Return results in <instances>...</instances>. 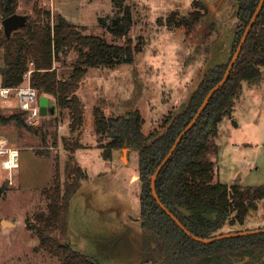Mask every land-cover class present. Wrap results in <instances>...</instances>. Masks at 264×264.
<instances>
[{"label": "rangeland", "instance_id": "1", "mask_svg": "<svg viewBox=\"0 0 264 264\" xmlns=\"http://www.w3.org/2000/svg\"><path fill=\"white\" fill-rule=\"evenodd\" d=\"M201 1L206 12L195 30L187 33L183 25L169 28L166 18L175 11L176 17L188 13L194 9V0H123L121 8L129 6L132 11V26L125 37H114L98 23L99 16L117 13L112 0H16L15 12L26 14L28 20L35 18V6L49 8L54 14L63 9L71 22L83 27V32L100 34L117 43L131 37L133 45L139 43L141 50L135 52L132 63L87 69L76 90L83 106V120L77 129L70 127L68 108L60 107L50 97L54 112L40 116L32 124L36 127L33 131L17 129L10 123L0 125V136L7 137L19 149L18 167L8 170L0 163V264H61L57 254L39 244L26 221L34 223L37 213L48 210L49 199L43 189L52 183L55 171L61 184L67 178L64 166L73 141L84 145L73 149L87 178L73 196L65 239L75 248L98 257L102 264L159 262L157 256L153 262L143 259L146 251L140 243L137 218L138 151L128 146L108 150L99 144L92 110L98 105L106 115H117L137 108L145 134L164 130L205 71L216 63L228 62L233 54L236 0ZM1 20L0 17V29ZM1 52L0 49V56ZM77 58L73 49L61 53L53 63L57 73L67 74ZM259 82H244L249 105L244 109L242 124L234 127L227 118L221 121L214 180L242 187L264 185V70ZM17 103L15 97L0 101V112L13 113ZM64 139L70 142L67 146ZM38 151H46L49 156ZM255 205L243 222H231L235 216L231 212L215 235L263 228L264 197ZM122 213L131 218L127 224L119 220Z\"/></svg>", "mask_w": 264, "mask_h": 264}, {"label": "trees", "instance_id": "2", "mask_svg": "<svg viewBox=\"0 0 264 264\" xmlns=\"http://www.w3.org/2000/svg\"><path fill=\"white\" fill-rule=\"evenodd\" d=\"M118 8L112 16H99V25L114 37H125L132 26L129 6L121 8L123 0H112ZM259 0H236L237 25L232 41L234 53L244 29L253 15ZM16 0H0V17L15 12ZM191 11L176 17L177 12L166 18L169 28L183 25L191 33L206 12L201 0H194ZM85 27V25H82ZM81 28V29H80ZM69 21L61 13L35 6V18L9 36L0 29V74L4 84L19 85L27 73L30 84L39 95L53 98L60 107L70 111V127L77 129L83 120V106L76 95L80 81L89 67L114 66L132 63L139 43L133 45L131 37L124 43L108 41L103 35L86 33L83 27ZM73 49L78 58L67 74L59 75L54 62L61 53ZM230 60V59H229ZM228 60V62H229ZM228 62L210 66L198 86L190 93L183 108L168 119L166 130L145 134L143 117L137 108L124 114L106 115L101 106L93 107L94 132L98 142L108 150L128 146L138 151L139 225L143 259L156 264H264V231L201 242L187 235L154 199L150 187L151 176L169 151L179 132L197 111L206 93L223 76ZM264 67V2L250 28L225 83L211 96L195 124L183 135L169 159L162 166L156 180V192L163 204L171 210L192 233L201 237L215 236V232L235 212L234 220L243 222L247 211L255 208V201L264 197V185L240 186L214 180L215 160L218 152L216 135L218 124L231 116L234 100L241 91L242 82L258 83ZM11 114L0 112V125L10 123L17 129L36 128L26 122V112L18 105ZM42 116V115H41ZM105 140V141H104ZM65 145L70 143L64 139ZM64 171L67 178L61 184L57 171L52 183L43 189L49 199L46 213L35 215L34 223L26 221L34 230L40 245L60 257L61 264H102L97 258L75 248L66 237L73 196L87 178L86 171L74 158V149L83 143L73 141ZM67 146V145H66ZM49 156L46 151H38ZM189 211L185 214L178 209ZM212 215L213 217H209ZM58 231V235L56 232ZM232 232V231H230ZM65 239L62 243L61 239Z\"/></svg>", "mask_w": 264, "mask_h": 264}, {"label": "water", "instance_id": "3", "mask_svg": "<svg viewBox=\"0 0 264 264\" xmlns=\"http://www.w3.org/2000/svg\"><path fill=\"white\" fill-rule=\"evenodd\" d=\"M264 0H259L258 5L253 13V15L251 16L250 20L248 21L244 32L240 38V41L234 51V53L232 54L227 68L222 76V78L211 88L209 89V91L206 93L205 97L203 98L201 104L199 105V107L197 108L196 113L194 114V116L192 117V119L187 123V125L179 132V134L177 135V137L175 138L173 144L171 145L169 151L167 152V154L163 157V159L160 161V163L158 164V166L156 167L154 173L151 176V181H150V187H151V191H152V195L154 197V199L157 201L158 205L168 214L172 217V219L183 229V231L189 235L190 237H192L195 240L201 241V242H211L220 238H225V237H231V236H238V235H245V234H251V233H255V232H261L264 231V227L263 228H257V229H247V230H239V231H232V232H227V233H221L212 237H201L198 236L194 233H192L190 230H188L187 227H185V225H183V223L178 219V217L171 211L169 210L164 204L163 202L160 200L157 192H156V188H155V180L156 177L159 173V171L161 170L162 166L165 164V162L169 159V157L171 156V154L173 153V151L175 150L176 146L178 145V143L180 142V140L182 139L183 135L195 124V122L197 121L198 117L200 116V114L202 113V111L204 110V108L206 107L209 99L211 98V96L217 91V89L219 87H221L225 81L227 80L229 73L236 61V59L239 56L240 50L242 48V45L245 41V38L250 30V28L252 27L254 21L256 20L262 5H263ZM27 21V15L26 14H22V13H18V12H14L11 15L4 17L1 20L2 26H3V30L4 33L9 36L11 34L12 31L19 29L20 27H22ZM202 79V78H201ZM200 82V81H199ZM199 84V83H198ZM54 112V106L50 105L49 103V98L46 95H41L40 96V114L41 115H45L47 113H53ZM167 128V126H166ZM166 128L164 130H166ZM126 146V144H125ZM7 183V181H5ZM178 209L185 213V214H189V211L187 209H185L182 206H178ZM116 235V234H114ZM140 243L142 245V239H140ZM143 246V245H142ZM89 254V253H87ZM90 256L97 258L99 261L100 259L94 255L89 254ZM246 259H249V257L247 256ZM264 259V257H263ZM101 262V261H100ZM242 262V261H241ZM241 262H237L236 264H242Z\"/></svg>", "mask_w": 264, "mask_h": 264}, {"label": "built area", "instance_id": "4", "mask_svg": "<svg viewBox=\"0 0 264 264\" xmlns=\"http://www.w3.org/2000/svg\"><path fill=\"white\" fill-rule=\"evenodd\" d=\"M12 97L17 99L20 109L26 112V121L29 124H36L41 116L40 95L37 89L29 80L19 85L4 84L0 74V101ZM0 163L8 170L19 166V149L5 136H0Z\"/></svg>", "mask_w": 264, "mask_h": 264}, {"label": "crops", "instance_id": "5", "mask_svg": "<svg viewBox=\"0 0 264 264\" xmlns=\"http://www.w3.org/2000/svg\"><path fill=\"white\" fill-rule=\"evenodd\" d=\"M60 11H61L60 13L66 17V14L64 13L65 10L62 9ZM79 25H86V24L80 23ZM261 69L263 71L264 70V67H262ZM244 82L247 85H254V84L260 83V82H258V83H248L246 81H243L242 82L241 91H240V93L237 95V97L234 100V104H233V108H232V115L231 116H227V117H223L221 119V121H223V120H225V118H227V120H229L230 125L231 126H234V127H238V126H240L242 124V118H243L244 109H245V107L247 105H249L248 99L246 97L249 94L247 93V91L245 89ZM258 90L260 91V90H263V89L262 88H259ZM221 121L219 122V127H218V132H217L216 138L218 136H220L221 135V132H222ZM216 138H215V140H216ZM125 216H126V214L124 215L122 213L121 214V218L119 217V220L122 221V223L127 224L131 220V218L130 219H127ZM138 217H139V213H138ZM12 222L14 224V221H12Z\"/></svg>", "mask_w": 264, "mask_h": 264}]
</instances>
